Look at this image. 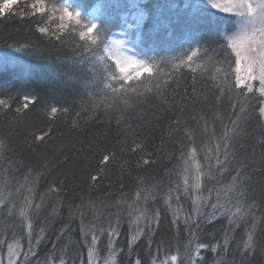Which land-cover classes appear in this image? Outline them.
Here are the masks:
<instances>
[{
  "label": "trees",
  "instance_id": "1",
  "mask_svg": "<svg viewBox=\"0 0 264 264\" xmlns=\"http://www.w3.org/2000/svg\"><path fill=\"white\" fill-rule=\"evenodd\" d=\"M35 2L16 0L0 10V99L8 102L0 106V264L14 245V264H92L89 258L96 264H156L173 255L177 264H264L263 97L241 96L234 87L235 53L221 47L225 33L235 31L234 18L210 9L211 22L191 24L181 12L184 0H171L174 8L168 0H127L112 13L118 26L109 24L105 44L140 10L131 36L152 69L129 81L104 45L95 54L79 47L83 25L66 19L67 28L59 29L63 0H45L44 14L35 13ZM72 2L88 6L84 24L93 18L99 24L105 15L92 11L97 0ZM190 46L199 49L198 58L181 63ZM120 83L141 87L127 101L114 99L105 84ZM241 105L246 115L238 119ZM233 121L220 170L205 156ZM193 147L202 169L213 167L201 176L199 190L185 192L177 188L183 185L181 157ZM234 177L237 188L229 191ZM29 201L24 220L20 212ZM237 201L242 218L234 223L224 208H213L221 204L234 212ZM129 205L146 216L133 223L140 212ZM113 228L118 234L109 236ZM249 233L253 243L245 249ZM199 244L206 247L197 254Z\"/></svg>",
  "mask_w": 264,
  "mask_h": 264
},
{
  "label": "snow or ice",
  "instance_id": "2",
  "mask_svg": "<svg viewBox=\"0 0 264 264\" xmlns=\"http://www.w3.org/2000/svg\"><path fill=\"white\" fill-rule=\"evenodd\" d=\"M16 3V0H6L3 5V9H8L12 4ZM168 7L174 8L175 5L171 3V0H168ZM33 9H35L36 14H44L46 12L45 0H36L35 3L31 5ZM127 7V0H97V3L92 6V11L103 10L105 15L99 18V24L95 19L89 20L86 24L83 23L85 17L84 12L87 11V5L76 6L72 3L70 4L68 0H63L59 7V12L61 13L59 16V20L61 24L59 25V29L63 31L67 28V25L63 23L66 19L68 21H75L76 25H83L82 30L79 31L78 36L80 41H84V43L80 44L79 47L81 49H87L88 51L95 54L96 50L99 49L102 45L107 48L105 44V39L108 37L109 33V24L113 27H116L114 23L115 17L112 13L117 8ZM53 11H56V6H52ZM210 9H215L216 12L227 13L230 17L234 18L235 31L231 33H225L223 39L225 41L224 45L221 47H230L232 51L235 53V84L234 87H238L241 89L240 95L247 96L248 94H252L255 96L256 93H259L261 97H264V0H227L226 6H221L218 0H184V7L181 9V12L187 13L188 21L191 24H197L203 20H207L211 22L214 14L210 13ZM191 10V11H189ZM179 18V14L177 16ZM135 27L134 24H128V28ZM103 30V38L97 30ZM39 31L44 34L48 32L47 28L40 27ZM75 31V29H74ZM96 33L95 35H93ZM57 40H62V37L57 35ZM120 46H124L123 41L117 42ZM92 45L96 47L93 48ZM135 51V48L132 49ZM199 49L192 48L191 46L187 49L183 55L187 57V61L183 60V57H180L181 63H186L193 61L194 57L198 58ZM190 53V54H189ZM83 55V53H82ZM87 57H85V60ZM130 59V58H129ZM175 59V58H174ZM247 62L246 68L242 67L244 63ZM119 63L118 61L116 62ZM139 64H145L144 60L138 61ZM229 63V68H231V62ZM200 67V65H197ZM127 71L124 67H119L120 73H125ZM144 72L151 73V67H144ZM195 71V69H193ZM241 72H246V76L240 75ZM141 75L140 72L136 73V78H139ZM226 75H231V72H226ZM112 79H116L115 75L112 76ZM123 79H127L131 81L133 77L128 75ZM258 81L259 86L256 87L253 82ZM105 87L112 89V98L118 99L123 98L125 101L128 99V93L136 92L140 85H128L126 86L123 83H120L119 88H113L111 84H105ZM147 87V85H145ZM157 87H162V85H157ZM246 90V91H245ZM151 91V89H149ZM220 91L223 92L224 89L220 88ZM123 92L124 96L121 97L119 94ZM25 101L30 100V97L25 96ZM0 106L8 107L7 100L0 99ZM235 107V105H233ZM28 104L24 105V108H27ZM19 111V109H18ZM53 113L57 111L55 107L51 109ZM241 116L238 119H242L243 115H246L245 107L243 105L240 106ZM259 114L261 117H264V103L259 107ZM233 128L231 130H225L223 136L219 137V142L216 146L209 151L212 153L210 156H205V160L215 159L216 165L220 170L223 169L225 162L228 157V149L230 144L227 142L231 139V134L235 131V126L237 121H233ZM205 131H207V127H205ZM213 138H215V134L213 133ZM38 140H43V136L36 137ZM141 147L140 144H136V148L139 149ZM197 148L193 147L186 152H182V165L180 166L179 175L183 179V185L177 184V188L183 187L185 192L190 191L191 189L199 190L201 187V176H209L211 175L212 165H208V171L205 172L199 161L197 160ZM221 155L224 156V160H221ZM109 159L108 156L104 157V160L107 161ZM144 163H148V161H144ZM187 173V175H185ZM192 179V183H189V179ZM93 180L97 178L95 176L92 177ZM236 177L233 178V184L229 186V191L234 188H237L236 185ZM141 198V194L137 193V199ZM146 198V197H144ZM171 198V196H169ZM219 200V196L217 197ZM4 203L3 199H0V204ZM31 202H27L26 208L22 209L20 212V216L24 220H28V209L31 208ZM38 208L39 205H36ZM224 208L225 214H230L235 219H230V223L236 222L242 218V208L237 201V204L234 206L235 211L233 212L231 208L225 207L221 204L213 205V208ZM129 208L132 209L133 212L139 211L140 215H137L133 219V223H138L141 219L146 216V213L139 208L133 207V205H129ZM131 215V213H130ZM153 219H158V213L153 217ZM29 230H31V223L27 224ZM111 228V225H110ZM118 233L113 228L109 232V236L117 235ZM139 234V233H138ZM136 237H133L135 239ZM93 245L96 241V236L92 237ZM253 243V236L251 233L248 234L247 241L244 244V248L248 249L251 247ZM206 247V245L199 244L197 245V254L199 249ZM92 252L90 251V257L92 256ZM11 251H10V259L9 264H14V261L11 259ZM177 257L175 255L170 257L171 261H176ZM63 264V262H61ZM136 264H140V261L137 260ZM155 264V261L153 262ZM161 264H167V261H162Z\"/></svg>",
  "mask_w": 264,
  "mask_h": 264
},
{
  "label": "rangeland",
  "instance_id": "3",
  "mask_svg": "<svg viewBox=\"0 0 264 264\" xmlns=\"http://www.w3.org/2000/svg\"><path fill=\"white\" fill-rule=\"evenodd\" d=\"M5 2L6 1H4L2 4V8H3V5ZM68 2L70 4L71 3L73 4L72 0H68ZM218 2L221 4L222 7L226 6V4H227V0H218ZM142 16H143V14L140 10L135 14L133 13L131 15L130 19L128 21L124 22V24L121 27V30H119L117 33H115L111 37V39L108 43V46L106 48V51H105V55L115 63V65L118 69V72H119V67H124L127 69V71L125 73L119 72V74L123 78L128 76V75H131L133 77L136 75L137 72H142L144 67H147L145 64L142 65V64L138 63V61L143 60V59L138 56L136 51L132 50L134 48L135 38L131 36L132 28H128V24L136 25L139 22V20L142 18ZM93 19H95V18H93ZM93 19H91V20H93ZM118 41H123L124 46H120L117 43ZM117 61L119 62L118 64L116 63ZM246 66H247V62H245L244 65H242V67H244V68H246ZM23 70H24V72H26L27 67H24ZM240 75L246 76V72H241ZM263 103H264V97H263ZM263 119H264V117H263ZM15 247H16V245H14L12 248H11V246H9L7 248L8 253H6V252L4 253L6 260H7L5 262L6 264H9L10 251L12 253L11 259L13 261L15 260V258H16V256H15L16 248ZM0 255H2V253H0ZM89 260H90V262H92V264L97 263V260L93 261V260H91V258H89ZM162 261H167V264H177V261L173 262L170 259H165ZM162 261H160L159 263H156V264H161ZM101 264H103V262ZM105 264H113V262L111 260H106Z\"/></svg>",
  "mask_w": 264,
  "mask_h": 264
}]
</instances>
